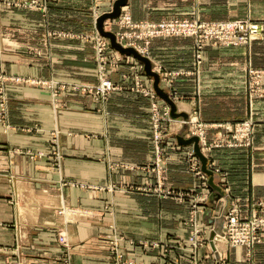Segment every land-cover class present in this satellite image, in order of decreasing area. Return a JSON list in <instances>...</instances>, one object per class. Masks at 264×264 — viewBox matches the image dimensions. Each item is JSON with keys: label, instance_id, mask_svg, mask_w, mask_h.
Returning <instances> with one entry per match:
<instances>
[{"label": "rangeland", "instance_id": "374dc122", "mask_svg": "<svg viewBox=\"0 0 264 264\" xmlns=\"http://www.w3.org/2000/svg\"><path fill=\"white\" fill-rule=\"evenodd\" d=\"M52 1L56 0H0V5H5L8 9L7 15L15 18L22 17L28 11H39L44 16L50 15L52 11L62 15L63 22L59 28L45 25L41 42L43 46L50 48L54 37H69L79 42L82 48L91 47L95 61V68L89 73L92 79L85 82L66 75L61 78H37L0 74L1 124L9 126L7 82L46 88L56 113L68 109V103L72 99H89L94 104L92 114L95 117L92 118L104 124L112 115L109 108L112 97L124 91L133 92L148 102L147 140L154 149V159L134 167L119 161L109 162V170L112 173L121 167L137 169L142 173L141 183L123 184L111 181L108 184H97L82 178L66 179L62 176V199L57 207L61 215V226L56 232L50 233L54 234L50 239L57 243L58 250L56 253L51 249L46 250L42 257L46 259L45 262L32 263L74 264V254L85 251L92 254L102 250L111 264H177L173 259L180 258L173 250L180 249L185 258H190L192 264H209L208 260L213 257L216 262L226 264L230 251L240 249L244 263L264 264V200L249 201L233 197L230 194L227 172L210 160L213 149L221 147L223 143L226 146L251 147L255 121L249 118L203 122L193 113L180 110L179 103L189 99L191 94L181 93L175 87L177 83H195V91L199 94L207 48H249L262 41L264 0H141V5L133 9L129 8L128 0H121L123 4L116 17L112 15L118 0H110V6L109 1L95 0L91 8L82 6L79 1L75 7L50 9ZM174 20L188 21L189 28L198 25V29L194 33L193 29H188L185 33L171 34L163 26ZM228 22L243 24L245 31L250 29L251 25L258 26V31L251 35L248 33L249 36L245 39L242 29H237V41L240 42L230 45L215 36L217 25ZM16 26L20 28V23ZM16 33L21 35L22 32L17 30ZM110 35H113L115 44L123 51L114 46ZM169 38L192 39L194 69H167L151 56L153 43ZM39 48L32 50H36L35 53L40 55L42 52ZM125 49H132L147 59L148 66L157 75V79L146 71L144 60L137 58L133 53L125 52ZM247 71L250 93L262 94L264 70L250 67ZM105 83L107 85H104ZM242 127H247V133L244 135L241 133ZM211 129L219 130L216 132H220L222 136L210 141L208 130ZM60 133L59 129H51V143L56 147L54 164L59 170L65 157V153L59 148ZM85 136L99 144H111L107 130L88 133ZM100 154L94 156L95 160H102L103 155ZM39 155L43 156L45 153L40 152ZM181 159L186 162L187 171L198 179L199 183L192 190L180 191L169 183L170 164ZM216 176L220 178L218 183ZM67 188L76 189L84 196H80L78 202L65 200L64 192ZM125 189L151 194L157 198L159 225L163 219H167L169 208L177 205L188 208V214L177 213L178 215L170 217L171 220L177 219L183 223L185 235L182 237L174 233L161 239L160 235L159 238H151L148 233L141 235L121 230L117 224L119 201L113 196L100 199L98 192H109L113 195L116 191ZM226 197L228 202L221 210L220 205ZM92 198L99 200L94 202L95 209L89 207V200ZM153 202L155 200L151 202L152 207ZM212 205L215 210H211ZM238 234H242L241 240L236 238ZM27 238L28 233L15 234L14 264H22L23 256L34 255V248L31 252L27 251L29 254L23 250L22 246ZM91 241L93 245L90 249L87 247ZM150 256L151 260H154L152 263L149 262Z\"/></svg>", "mask_w": 264, "mask_h": 264}, {"label": "crops", "instance_id": "0c3cea01", "mask_svg": "<svg viewBox=\"0 0 264 264\" xmlns=\"http://www.w3.org/2000/svg\"><path fill=\"white\" fill-rule=\"evenodd\" d=\"M79 1L82 6L91 8L95 0H56L50 3V9L75 7ZM106 1H109L110 6V0ZM140 1L128 0L129 8L141 5ZM4 6L0 5V74L37 78H61L66 75L85 82L91 81L89 73L95 68L94 50L91 47L82 48L79 42L69 37H54L50 48L41 42L45 25L59 28L63 22L62 15L52 11L50 15L44 16L39 11H28L22 17L15 18L7 15L8 9ZM19 23L20 28L16 26ZM15 30L21 31V35ZM33 48H39L42 53L36 54ZM151 56L167 69L195 68L192 39L169 38L156 41L151 48ZM250 67L264 70V39L249 48H207L199 96L195 91V83H177L175 87L181 93L191 94L189 99L179 103L180 110L193 113L203 122L249 118L255 121L251 147H233L223 143L210 154V160L227 172L230 194L253 201L264 200V81L261 85L262 94L250 93L247 71ZM7 89L9 126L5 127L0 122V264H14L17 232L28 233L25 245L22 246L24 252H31L34 248V255L23 256L22 264L45 262L46 259L42 257L46 250L51 249L55 253L58 250L57 243L50 239V233L56 232L61 226V215L57 207L62 199V176L66 179L82 178L97 184H108L111 181L123 184L142 182V173L137 169L121 167L112 173L109 162L119 161L134 167L154 159V149L147 140L148 102L133 92L117 93L109 103L112 115L104 124L92 118L95 117L92 114L94 104L89 99H72L68 109L56 113L46 88L7 82ZM51 129L61 131L59 148L65 157L60 170L54 164L56 147L51 143ZM105 130L111 137L110 145L99 144L85 136ZM216 131L219 130H208L210 141L222 136ZM40 152L45 155L40 156ZM98 153L103 155L101 161L94 158L96 154L99 156ZM215 178L218 183L219 176ZM169 183L177 190L188 191L199 182L187 171L186 162L181 159L170 164ZM64 193L65 200L74 202L84 196L76 189L67 188ZM98 194L100 199L113 196L119 201L117 224L123 231L141 235L148 233L151 238H159L160 235L161 239L174 233L182 237L185 235L183 223L170 218L177 213L188 214V208L184 206L169 208L167 219H163L159 225L157 198L151 194L126 189L116 191L113 195L109 192ZM224 199L222 204L219 203L221 210L228 202L227 197ZM152 200H155L153 207ZM98 201L92 198L89 207L93 209L96 205L94 202ZM211 208L215 210V206ZM88 244L87 248L91 249L93 242ZM173 251L180 258L173 259L177 264H192L180 249ZM240 258V249H235V252L232 250L226 264H246ZM215 259H209L208 263L222 264ZM149 262H154L151 256ZM73 263L111 264L102 250L92 254L89 251L76 253Z\"/></svg>", "mask_w": 264, "mask_h": 264}, {"label": "built area", "instance_id": "2783aa9c", "mask_svg": "<svg viewBox=\"0 0 264 264\" xmlns=\"http://www.w3.org/2000/svg\"><path fill=\"white\" fill-rule=\"evenodd\" d=\"M163 27H166L167 31L171 34L179 33V32L185 33L188 29L190 30L193 29V33H194L198 29V25L195 27L193 26L189 28L188 21H180V20L170 21L169 23L165 24ZM216 28L217 29H215V36H217V38H220L221 40L224 39L230 45L231 44L235 45L240 42V41L239 42L237 41L238 36L235 30L242 29V32H244L246 36L245 39L247 38V36H249L248 33L251 35L252 33H256L258 31V26L251 25V28L245 31L243 24L234 23V22L222 23V24L217 25ZM106 83L104 85H107ZM246 129L247 127L241 128V133H243V135L247 133ZM233 221L235 222V220ZM241 237H242V234H238L236 238L241 240Z\"/></svg>", "mask_w": 264, "mask_h": 264}, {"label": "water", "instance_id": "95a60500", "mask_svg": "<svg viewBox=\"0 0 264 264\" xmlns=\"http://www.w3.org/2000/svg\"><path fill=\"white\" fill-rule=\"evenodd\" d=\"M122 4H123L122 1H121V0H118V2H117L116 5H115V11H114V13H113V15H112L113 17H116V16L119 15ZM110 38L112 39V42H113L114 46H115L117 49L123 51V49H122L121 47H119V45L115 44L113 35H112V36L110 35ZM125 52L133 53L137 58H139V59H141V60H144V61L146 62V66H147L146 71H147L148 73H150L151 75L155 76L156 79H157V75H156L155 73H153V72L151 71V69L149 68L150 66H148V60H147V59H145L144 57H141L140 55H138V54L136 53V51H134V50H132V49H125ZM156 87H157V85H156ZM194 141H197V139H194ZM196 150H197V152L199 153L198 147H196ZM199 154H200V153H199ZM202 159H203L204 164H205V160H204V158H202Z\"/></svg>", "mask_w": 264, "mask_h": 264}]
</instances>
